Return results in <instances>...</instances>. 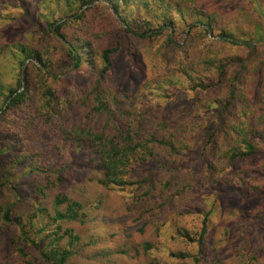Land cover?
I'll return each mask as SVG.
<instances>
[{
	"label": "rangeland",
	"instance_id": "obj_1",
	"mask_svg": "<svg viewBox=\"0 0 264 264\" xmlns=\"http://www.w3.org/2000/svg\"><path fill=\"white\" fill-rule=\"evenodd\" d=\"M110 3L0 0V264H41L15 224L39 208L42 246L58 225L79 237L66 264H264V0ZM116 126L142 145L124 187L78 132ZM244 138L255 154L232 159ZM57 196L78 219L53 220Z\"/></svg>",
	"mask_w": 264,
	"mask_h": 264
},
{
	"label": "trees",
	"instance_id": "obj_2",
	"mask_svg": "<svg viewBox=\"0 0 264 264\" xmlns=\"http://www.w3.org/2000/svg\"><path fill=\"white\" fill-rule=\"evenodd\" d=\"M95 1L96 0H85V2L89 5H91ZM110 2L111 0H109V3ZM111 8H114V10H116V7L114 6H111ZM201 25L204 26L207 31L211 30L210 26H207L203 23H201ZM124 30L133 34V30L128 27ZM147 32L151 33V31H149V28L148 31H146L145 33ZM155 33L157 32L155 31L151 34H148V36L155 35ZM60 38L62 39L63 37L60 36ZM220 38L221 41L223 42L230 43L232 45L243 46L244 48L245 46L249 45L246 43V41H242V40L236 41L237 39H234L233 37L227 34H221ZM169 42L173 43V40L169 39ZM23 51L24 50H22L21 52ZM70 53H73V48L70 49ZM75 59L77 61L76 65H78V58L75 57ZM103 61L105 63V66L108 67V65L110 64L108 51L104 53ZM252 72L254 73L258 72L262 76L261 78H264V73L262 72V70L257 69V70H253ZM218 75H220V78H222V76L224 75L222 67L219 69ZM18 85L19 86L21 85L20 82H18ZM21 87L22 86H20V88ZM205 87L206 86L203 84H197L194 85L193 88H200L202 90H205ZM24 94H25L24 90L20 92H18V90L11 91L10 103L16 104L18 102H21L24 99ZM101 97L102 95L100 94V96L96 98V101L101 106L100 109H105V104L102 102ZM97 110L99 109L96 108V111ZM114 130L115 133L112 136L109 137L103 136L104 137L103 138L101 135H98L96 133H92V132L86 133L85 129H83L82 127H78V132L80 131L81 135H85V137L92 138L91 140H93L94 146L92 147L94 148L93 151L96 155L95 160L97 162V169L99 172L102 173L104 177L105 181L103 183L108 184V186L113 185L117 187H124L130 184L129 181H127V176L130 172L129 168L131 166L130 165L131 159L137 153V148L142 147V145L134 142L136 134L130 129L128 128L125 129L122 126H116ZM260 138L264 140V135L260 134ZM154 141L155 139L151 137L150 139H147L145 143H153ZM145 145L146 144H143V147ZM170 145L172 144L170 143ZM244 145H246L245 153L234 152L233 155L231 156L232 159H243L247 156L250 157L255 154V149L250 143L246 141L245 138H244ZM148 155H150V153H148ZM18 164L20 165V162H18ZM23 166L26 167L27 164L24 162ZM244 184L245 182L243 183V185ZM39 193L40 195L44 196L43 189ZM64 203H70V204H68L67 208H65L66 210L63 212H60L57 209H55L54 211L55 216L53 220L56 222V221H64V220L74 221L78 219V211L80 209V205L74 201L70 202L64 196H57L54 200L55 207H58L59 205H62ZM44 210L45 208L36 209L30 217H34L36 215V212L39 213ZM1 211L2 209L0 207V212ZM10 216H11V207H6V209L2 213H0V218L1 220H4V222H8V223L12 222ZM30 217L27 219L25 224H23L19 220L17 222L14 221L15 224L19 226L20 229L19 237L21 242L23 243V246L24 247H26V245L33 246L37 250L38 259L40 260L41 264H66L69 258L73 255L71 251V247L79 240V237L77 235H74L70 229L62 230L60 225H58L56 227V230H54V232L50 233L45 237L47 239V242L42 246L41 243L36 241L34 234L31 235L32 234L31 228H33L34 226V221ZM204 225L205 224H203L201 230V239L206 232V227ZM41 230H43V228H41L39 231ZM60 232H62V234H60ZM185 236L188 237V235ZM24 247L18 249L19 253L22 256L25 255L23 250L25 249Z\"/></svg>",
	"mask_w": 264,
	"mask_h": 264
}]
</instances>
